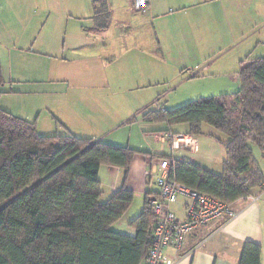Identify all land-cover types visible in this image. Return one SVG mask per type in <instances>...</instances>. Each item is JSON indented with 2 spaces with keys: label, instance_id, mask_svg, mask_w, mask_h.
<instances>
[{
  "label": "crops",
  "instance_id": "1",
  "mask_svg": "<svg viewBox=\"0 0 264 264\" xmlns=\"http://www.w3.org/2000/svg\"><path fill=\"white\" fill-rule=\"evenodd\" d=\"M93 2L0 0V64L4 80L0 98L14 94L37 101L25 116L13 114L1 103L0 108L35 121L37 131L55 119L75 136L147 153L137 154L130 164L125 187L134 193V200L111 226L116 232L135 236L136 230L129 222L142 211L146 198L158 192L154 179L146 175L156 157L167 155L221 174L224 156L218 162L206 153L213 149L212 143L207 144L210 149L200 153L199 136L189 135L197 149H180L186 153L175 158L164 134L188 135L187 124L168 126L144 121L142 114L151 104L130 108L127 116L114 115V105L109 100L127 94L124 92L143 94L152 81L158 82L157 76L166 73L168 65L162 59L177 52L191 57L174 67L180 69L181 76L185 73L187 78H193L206 71L209 76L222 73L228 80L223 89L237 91L241 62L264 57V0H149L145 12L135 11L130 0H104L106 17L95 14ZM192 53H206L208 59L202 68L194 64ZM209 53L216 59L211 60ZM229 53V58L219 60ZM120 57L125 58L122 67L126 72L115 74L114 64ZM192 66L197 69L186 72ZM5 81H24L27 85L5 88ZM41 110L53 119L41 122ZM137 116L140 129L131 123V118ZM97 177L102 189L100 202H106L121 187L122 171L101 165ZM251 194L229 204L234 217L201 226L185 236L178 248L167 247L164 254L173 264H238L244 244L251 242L261 246L264 264V188L260 184ZM187 202V198L179 197L170 209L183 219Z\"/></svg>",
  "mask_w": 264,
  "mask_h": 264
},
{
  "label": "trees",
  "instance_id": "2",
  "mask_svg": "<svg viewBox=\"0 0 264 264\" xmlns=\"http://www.w3.org/2000/svg\"><path fill=\"white\" fill-rule=\"evenodd\" d=\"M93 4L95 14L108 15L104 0ZM238 77L233 93L142 114L148 122L187 124L190 136L199 135L203 123L227 136L219 140L225 150L221 174L183 160L173 159L169 168L170 179L227 204L252 195L260 184L264 188L251 147L257 145L264 159V57L242 61ZM137 154L147 153L69 132L40 135L35 121L0 108V264L141 263L154 221L148 197L128 224L135 236L111 229L133 202L125 183ZM101 165L117 167L123 175L106 202H100ZM238 264H261V246L245 243Z\"/></svg>",
  "mask_w": 264,
  "mask_h": 264
},
{
  "label": "rangeland",
  "instance_id": "3",
  "mask_svg": "<svg viewBox=\"0 0 264 264\" xmlns=\"http://www.w3.org/2000/svg\"><path fill=\"white\" fill-rule=\"evenodd\" d=\"M62 39V37H61ZM206 53H192V60L195 62L194 64L197 65L198 69L202 68L204 65V60L208 59ZM211 53H209L210 57ZM229 54H224L221 59H226L230 57ZM122 57V56H121ZM121 57L115 62L114 64V73L117 74V72H121L124 70L122 67L125 65V58L121 60ZM191 57L186 56L184 53H172L169 55H166V58H163L162 60H165L166 64L168 65L166 68V73L161 74L157 76L155 80L152 81V85H150L143 94H138L137 92L135 93H129V92H124L127 93L123 95L121 93L118 96H114V100H109L112 105H114V115L117 113L119 116H127L128 110L132 108L135 110L140 104L142 106H149V109H155L158 108L159 106L164 108V109H173L178 106H181L187 102L197 100L199 98H208V97H213L217 96L219 94H222L223 92L227 93H232V90L230 91H225L223 89L224 82L227 83L228 80H224L223 76L218 73H215V75H208V71L204 73H201V75L193 78H187V75L185 73L183 74L186 76V78L181 76V71L180 69H176L174 67L179 66L180 64H184L183 62H188V60ZM211 60L216 59V56L210 57ZM152 61V60H151ZM208 63V61L206 62ZM205 63V64H206ZM188 66V65H187ZM181 68V67H180ZM189 69L186 71H190L191 69H197L192 67H188ZM76 70L78 68H75ZM178 70V71H177ZM184 71V70H182ZM123 72V71H122ZM124 72H126L124 70ZM220 72V71H217ZM203 75V76H202ZM7 77V74H6ZM156 77V76H155ZM122 80L123 78L119 77ZM12 86L14 88H21V87H26L27 83L24 81L22 82H14V83H9L8 81H5V88H9L8 86ZM119 84V83H118ZM122 88L127 87L124 83L119 84ZM118 85V86H119ZM1 86L0 88H2ZM230 88V87H229ZM144 91V90H143ZM42 102L45 103V100ZM108 102V101H106ZM0 103L2 106L6 109H10V111L14 114L16 113L17 115L21 114L25 116V113H30L33 110L32 109V104H36L37 101L32 99L31 96L26 97L25 95L22 97H17L16 95L12 94H4L2 98H0ZM114 103V104H113ZM109 104V103H108ZM133 114V111L130 113V115ZM33 118H36V113L33 114ZM140 116H137L136 119L134 117L131 118V123L136 125L139 129L140 126L138 125V119ZM50 119H53L51 114L48 112L41 110L40 113V121H49ZM94 121H96V118H93ZM97 124V123H96ZM183 125V124H182ZM49 126V127H47ZM99 127V125L97 124ZM94 130V127H92ZM137 129L136 131H139ZM88 131L91 132V130L88 128ZM38 134L40 135H62L66 133V129L60 121H56L55 119L53 122H51V125L46 123L43 127H41V130L37 131ZM200 138V146H201V152H206L207 154L211 155L214 158H217L218 162L220 161V158L224 156L225 158V150L223 145L220 143L219 140H226L227 136L219 131L218 129L214 128L213 126L203 123L201 126V133L199 135ZM212 143L214 145L213 149H210L207 144ZM158 148H161V144L157 146ZM165 148V146H162ZM252 150H253V158L255 161V165L259 167L261 170L263 176H264V159L262 157L261 151L257 145L251 144ZM161 150V149H158ZM165 150V149H164ZM169 150V149H168ZM173 155L175 158H180L181 156L186 153L184 150L180 149H173ZM206 150V151H205ZM164 152H167L166 150ZM183 197V196H180ZM264 197V194H263ZM179 198V197H178ZM264 199V198H263ZM134 200V199H133Z\"/></svg>",
  "mask_w": 264,
  "mask_h": 264
},
{
  "label": "built area",
  "instance_id": "4",
  "mask_svg": "<svg viewBox=\"0 0 264 264\" xmlns=\"http://www.w3.org/2000/svg\"><path fill=\"white\" fill-rule=\"evenodd\" d=\"M130 1L137 12H145L149 2ZM163 138L171 150L197 149L189 135L166 133ZM172 160L171 157H156L150 170L146 171V175L154 179L158 192L147 198V208L154 221L147 254L139 264H173V261L164 254L167 247L178 248L185 236L201 226L219 218H232L235 215L229 204L170 179L169 168ZM180 196L188 199L185 205L186 216L183 219L170 209L171 204Z\"/></svg>",
  "mask_w": 264,
  "mask_h": 264
}]
</instances>
